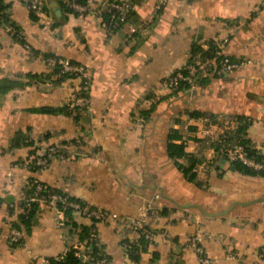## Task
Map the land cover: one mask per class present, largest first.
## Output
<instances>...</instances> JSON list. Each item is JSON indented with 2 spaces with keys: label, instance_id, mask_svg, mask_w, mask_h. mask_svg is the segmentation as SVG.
<instances>
[{
  "label": "crops",
  "instance_id": "obj_1",
  "mask_svg": "<svg viewBox=\"0 0 264 264\" xmlns=\"http://www.w3.org/2000/svg\"><path fill=\"white\" fill-rule=\"evenodd\" d=\"M130 1L136 6L132 18L109 36L94 16L80 17L58 0H43L45 16L38 22L19 0H4L31 50L9 26H0V80L26 83L0 93V264H45L81 249L80 229L58 228L55 209L45 203L24 228L22 243H9L20 218L11 205L21 202L31 177L124 217L158 196L150 222L156 241L132 259L121 247L120 228L100 224L98 248L106 261L91 264H196L188 243L194 236L215 264H264V174H242L231 170V162L223 164L204 143L200 117L191 115L249 118L247 138L264 156V0ZM211 42L248 63L195 89L155 95L160 80L191 58L194 43L206 50ZM47 54L92 70L90 113L41 111L63 108L78 83L49 68ZM171 129L181 136L174 143L184 142L201 159V186L168 156ZM18 132L21 140L13 146ZM77 138L83 140L77 158L56 160L38 172L20 165L41 148Z\"/></svg>",
  "mask_w": 264,
  "mask_h": 264
},
{
  "label": "built area",
  "instance_id": "obj_2",
  "mask_svg": "<svg viewBox=\"0 0 264 264\" xmlns=\"http://www.w3.org/2000/svg\"><path fill=\"white\" fill-rule=\"evenodd\" d=\"M26 9L38 17L45 16L43 0H19ZM71 12L80 17L94 16L101 27L111 36L115 34L127 21L136 6L130 0H58ZM194 1V0H186ZM11 29V28H10ZM13 33V32H12ZM25 48L31 50L28 45ZM44 63L54 70L59 67L61 74L78 83L72 89L71 96L65 102L72 115L88 114L92 111L91 88L92 70L83 64H79L67 58L53 56L43 57ZM245 60L233 59L223 53V43L215 44L214 58L203 60L200 56L191 57L182 67L165 75L159 82L156 96L176 94L184 89L192 90L199 86L200 80L207 76L225 77L247 64ZM203 123L202 133L204 143L210 147L215 156L221 161L240 162L257 173L264 174V161L257 160L249 154L248 145L244 143V137L236 132L238 122L236 117H215L209 115L199 118ZM83 140L77 138L69 143L48 145L41 148L27 160L20 163L21 166L34 172L46 170L50 165L61 159H73L82 155ZM71 195L64 192L56 193L48 190L46 185L37 177L29 178L25 183L23 198L17 206L11 205L18 210L23 218H29L34 205L45 203L52 206L56 211L55 223L58 228H64L67 223L66 212H71L74 221H88V233L78 249L79 255L87 260L105 262L103 252L98 250L92 254L91 247L98 248V226L105 223L116 224L120 228L121 247L132 255L139 254L143 248L152 245L157 238V232L151 227V220L156 214L155 201L158 196L150 199L138 209L134 216H118L104 209L83 206L75 201ZM25 236L21 218L17 226L9 231V243L17 245L22 243ZM189 246L196 252V264H215L216 260L210 257L205 247L199 243L198 238L191 237ZM264 258V248L259 252ZM234 258L233 255H228Z\"/></svg>",
  "mask_w": 264,
  "mask_h": 264
},
{
  "label": "trees",
  "instance_id": "obj_3",
  "mask_svg": "<svg viewBox=\"0 0 264 264\" xmlns=\"http://www.w3.org/2000/svg\"><path fill=\"white\" fill-rule=\"evenodd\" d=\"M60 4L67 11L71 12L70 8L66 7L61 2H60ZM7 8H8V6L4 2V0H0V26H3V27L9 26L11 28V31L13 32L14 38H16L22 44L27 45L25 40L23 39V37L21 35L20 28L14 22H11V20L8 16V13H7ZM133 14L134 13H132L130 15L129 20L132 18ZM30 18L33 22H38L40 20L39 17L36 16L35 14H33L32 12L30 13ZM214 51H215V44L213 42L210 43L209 48L206 50H202L197 44L194 43L192 45L191 57L200 56L203 60L212 59V58H214ZM53 56H55V55L47 54L44 57H53ZM54 72L61 73L60 68L59 67L55 68ZM28 76L32 77V75H30V74H28ZM207 78H216V77H214V76L204 77L202 80H200V83ZM200 83H199V85H200ZM24 85H26V83H23L19 80H12L9 78H4V79L0 80V93L5 94L6 92L10 91L11 89H14V88L20 87V86L23 87ZM41 111L47 112V113H56V112L64 111L65 113L72 114L71 112H69V110L66 106H63V108H43ZM191 115H194L196 117H202L205 115H209V116H211V118H213L215 120L214 115L207 114V113L197 112V113H192ZM236 120L238 122L236 132L245 138L244 143H246L248 145L249 154L257 160L264 161V156L260 155L255 150V148L251 145V141L247 138V130H248V127L250 125L249 118H247L245 116H236ZM20 137H21V133L18 132L12 141L13 146L19 145V140H21V139H19ZM180 138H181V136L179 135V133L176 130H174V129L170 130V133L168 135V143H167L168 156L175 160L176 166L178 167L179 170L182 171V173L184 174L185 178L188 181L194 182V183H196V185L201 186L197 182V173H196V168L200 164L201 159L195 154L188 153L186 151V145L184 142H181L179 144L174 143L175 139H180ZM23 144L24 145H31L32 142H24ZM180 159H185L186 163H181L179 161ZM231 164L235 167V169L238 172H240L242 174L254 175L257 173L255 171H253L252 169L248 168L247 166L243 165L240 162H231ZM46 188L48 190H51L52 192L61 193L60 191L55 190V189H53L47 185H46ZM71 199L80 202L83 206L87 205L86 203H84L83 201H81L77 198L73 197ZM38 205L39 204L34 205L33 210L31 212L29 218H23L22 216H20L24 228L28 227L30 221L33 218L34 211L36 210ZM66 215H67V223L66 224L67 225L70 224L72 226L78 227L81 231V236L84 239L88 233V226L84 225V224H79L77 221H74L71 218V212L70 211H67ZM144 249H146V248H143L142 250H144ZM91 250H92V254L96 255L98 253L99 248H97L96 246H92ZM78 253H79L78 249L71 248L66 252V254L63 257L47 258L45 264H91V263L96 262L95 260L94 261L93 260H87L86 258H83V256L79 255ZM129 255L132 259L138 258V255H132V254H129Z\"/></svg>",
  "mask_w": 264,
  "mask_h": 264
},
{
  "label": "water",
  "instance_id": "obj_4",
  "mask_svg": "<svg viewBox=\"0 0 264 264\" xmlns=\"http://www.w3.org/2000/svg\"><path fill=\"white\" fill-rule=\"evenodd\" d=\"M226 161H227V160L224 159V160H223V164L226 163ZM234 169H235V167L232 165V166H231V170H234Z\"/></svg>",
  "mask_w": 264,
  "mask_h": 264
}]
</instances>
